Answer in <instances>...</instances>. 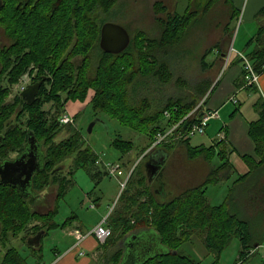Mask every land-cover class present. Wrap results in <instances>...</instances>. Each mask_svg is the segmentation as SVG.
Here are the masks:
<instances>
[{
  "label": "trees",
  "instance_id": "16d2710c",
  "mask_svg": "<svg viewBox=\"0 0 264 264\" xmlns=\"http://www.w3.org/2000/svg\"><path fill=\"white\" fill-rule=\"evenodd\" d=\"M8 1L11 0L0 2V34L9 44L0 50V161L11 153L22 152L27 135L31 133L42 149L43 145L49 147L42 152L43 168L33 176L31 191L38 194L53 184L57 186V191L52 209L41 214L33 210L34 202L24 199L17 188L0 183V247L4 252L1 264L22 263L20 253L15 248L7 247L10 238L20 237L21 242L34 251L26 245L29 237L42 231L45 236L60 227L55 222L58 204L77 170H83L94 184L99 183L103 175V170L95 166L99 157L86 145L79 130L72 128L73 132L66 140L52 143L64 115L63 106L68 101H83L90 90L94 91L90 102L93 115H106L133 132L148 135L150 130L153 135L148 149L157 135L177 126L168 141L148 153L146 147L139 154L140 161L134 166L118 198L121 209L115 217L110 214L107 218L110 237L99 246L100 260L106 257L101 264H119L122 256L119 242L125 236L148 229L159 236L160 243L169 252L143 264H198L183 254L181 249L191 243L194 237L200 236L205 251L215 260L231 239L236 238L240 251L235 264H245L252 256L251 251L264 245L263 236L251 234L249 221L243 219L258 199H255V193L258 190L264 192V187L259 186L258 182L264 169L263 99L255 103L258 119L249 124L248 130V136L255 146L256 159L242 157L248 173L232 183L224 204L214 207L209 204L205 192L208 186L227 182L234 176L235 172L229 163L230 146L223 140L208 148H192L189 145L190 138L186 137L191 127L198 124L200 114L193 118L187 116L208 93L212 82L202 81L193 87L187 81H180L188 91V96L169 97L159 105H154L147 96L141 95L148 81L161 86L171 82L172 51L181 40V27L192 14L188 13L186 18L168 14L166 20L157 19L162 30L158 40H144V47H139L130 39L125 51L110 55L99 48L100 29L118 0H31L28 5L22 2L18 7V1L15 0L16 4L11 1L10 13L4 16ZM155 7L156 13L164 11L162 6H159L160 10L157 5ZM233 12L232 18L235 15ZM254 20L257 30L247 42L243 55L254 71L259 73L264 65V10L259 11ZM216 48L221 52L220 46ZM66 54L67 59L59 66ZM72 59H77L78 63L73 64ZM237 61L241 63L239 58ZM31 66L36 70L34 80L45 78L46 82L35 103L27 106L18 96L7 101L11 95L10 89ZM212 67L213 63L206 65L204 59L201 61L203 70ZM242 82L243 76L237 85ZM48 103L53 104L54 116L42 108ZM204 109L205 100L200 112ZM166 113L168 119L164 117ZM62 126L70 128V124ZM41 136L44 144L40 142ZM111 143L121 157L135 148L134 142L123 140L120 135L115 136ZM175 145H178L177 149ZM180 149H184L188 161H203L207 172L196 185L173 188L166 181V166L171 155ZM159 151L168 156L162 168L164 172L160 179L149 182L144 164ZM215 157L220 162L217 166L212 164ZM66 161L69 164L72 161L74 167L68 181L66 176L60 177L68 167L65 166ZM141 163L143 170L138 167ZM167 191L178 193L166 201H159L166 196ZM240 203L241 209L237 214L235 209L238 210ZM240 215L244 217L241 219Z\"/></svg>",
  "mask_w": 264,
  "mask_h": 264
},
{
  "label": "rangeland",
  "instance_id": "374dc122",
  "mask_svg": "<svg viewBox=\"0 0 264 264\" xmlns=\"http://www.w3.org/2000/svg\"><path fill=\"white\" fill-rule=\"evenodd\" d=\"M11 1L14 2L15 0ZM11 1H8V8L3 13L4 16L10 13ZM155 5L158 6L157 9L159 10V6L164 7V11L156 13ZM233 7V3L230 0H118L111 10L110 15L104 21L105 24L110 23L123 28L128 32L135 46L144 47V40H158L160 38L162 30L157 19L166 20L168 14L178 17L185 16L184 18H186L188 13L192 14L190 19L185 22V25L181 27V40L172 51L173 78L171 82L161 86L154 81H148L146 87L141 90L142 97L147 96L154 105H159L169 97L178 95L188 96V91L183 88L184 84L180 81H187L194 87L199 82L207 80L213 81L223 76L227 70V64L226 68H223V70L221 68L220 73H216L213 77L212 68L203 70L201 68V61L204 59L206 65H211L217 53L216 47L220 46L223 50L221 52L227 53L230 51V43L233 45L237 39L236 45H238L241 42L244 32L248 31V29L244 31V27L249 28L250 25H242V16L240 13L233 18L232 22H229L232 14L231 9H234ZM215 62L216 60L213 62V66ZM147 69H150V67ZM19 89L13 86L10 89V96L17 93ZM93 94L94 91L90 90L83 101H68L63 106L64 114L74 119V125L70 124L69 128L68 126L63 127L59 124L52 139V143L58 144L62 140H66L72 134V130L76 128L82 135L86 145L90 146L99 157L98 163H95L97 168L103 170V175L99 183L97 185L94 184L83 170H77L73 175L72 183L69 184L63 197L59 201L58 212L55 216V222L62 223L72 215H76L83 221L85 230H91L95 227L101 215H106L109 210L111 211L112 207L111 216L115 217L119 213L121 204L118 198L122 192L119 182L123 183L129 168L132 170L139 163V154L150 144L153 135L150 134V130L148 131V135L133 132L119 125L118 121L109 119L108 116L101 113L95 117L90 104ZM237 101L242 102L243 100L240 98ZM245 102L246 110H251L253 103L249 105L247 99H245ZM42 108L45 112H50V116H54L53 104H44ZM95 119H100L102 124L97 123L93 127L92 133L88 135L86 130L89 124ZM163 120H161L162 124L165 121ZM206 133L207 131L203 135L192 136L189 142L190 146L195 148L199 146L208 147L211 144V140ZM117 135H120L123 140H129L135 144V148L122 157L111 143L112 139ZM42 137L40 138V142L44 144ZM176 147L178 145H175ZM48 148L47 145H43L42 151L44 152ZM202 162L201 160L188 161L184 149L177 150V152L171 155L167 163L166 181L173 188L198 184L207 172V169L205 170L204 167L205 164ZM215 163L216 159L212 160V164L214 165ZM67 165V169L60 174V177L66 176V180L68 181L70 180V171L72 172L74 167L72 161L71 164L66 161L65 166ZM116 167L119 168L118 171L123 172V176L119 177L118 180L114 177H109L108 174V171ZM138 167L143 170L142 163ZM258 182L259 186L264 187V169L262 170V177H260ZM184 184L187 185L184 186ZM231 187V180L208 186L205 195L209 204L214 207L222 206ZM46 191L45 207L42 210L35 208L41 214H45L52 209L57 186L53 184ZM177 193L175 192L174 194L171 191H167L166 196L160 198L159 201H166ZM254 197L258 199L254 202L253 207L248 210L247 216L243 218L244 216L240 215L241 217H239L249 221L251 234L261 235L264 239V234L262 235L264 229L262 228L264 226V192L258 190ZM91 203L95 204L96 207L90 208ZM240 205L242 203L239 204L238 210L235 209L237 214L240 212ZM100 207L101 209H99ZM261 216H263L262 219L260 218ZM32 223L34 224L35 222ZM55 236L49 235L48 238L45 239L43 237L41 239V256H38L36 251L28 249L25 243L21 242L20 237L10 238L7 242V247L15 248L24 260H26V264H33V260H37L38 257L42 259V253L43 256L48 258L50 255L48 250L49 247L52 248ZM116 236L117 234L114 235V238ZM262 243L264 244V240ZM155 251L156 253H166L168 249L162 244L157 243L155 245ZM239 251V241L236 238H232L229 245L220 253L218 259L215 260L212 255L207 254L205 251L202 236L194 237L191 243H187L181 249L183 254L198 264H235ZM252 252V256L245 264H264V245L257 247L255 252ZM105 258L103 257V260H100V264L103 263ZM2 261L0 260V264Z\"/></svg>",
  "mask_w": 264,
  "mask_h": 264
},
{
  "label": "crops",
  "instance_id": "0c3cea01",
  "mask_svg": "<svg viewBox=\"0 0 264 264\" xmlns=\"http://www.w3.org/2000/svg\"><path fill=\"white\" fill-rule=\"evenodd\" d=\"M230 1L233 3V8L235 9H231L232 12H235L233 18L240 13L242 16V25L250 26L249 28L244 27V31L246 29H248V31L244 32L241 42H239L238 45H236L237 39L233 45L230 43V51L227 53H219L217 50L214 60L211 62L212 64L216 60L211 69L212 76L214 77L216 73H220L221 68L222 70L223 68H226V64L227 70L220 79L217 78L216 80L214 79L211 81V88L205 95L204 99L205 108L217 111L218 113V119L210 120L205 128V131H207L206 134L211 140V144L208 147L223 140L230 146L231 150H229L231 153L229 154V163L235 172L234 176L231 178L233 183L238 177L244 176L248 173V168L243 162L242 157L249 156L256 159L254 153L255 146L248 136V130L249 124L258 119V114L255 110V103L260 98L264 101V74L259 78L257 87H245L243 82L242 84L237 85L239 80H241L242 71L241 63L237 61L236 56L238 54H245L247 42L255 35L257 23L254 18L259 11L264 10V0ZM232 16L233 15L231 14L229 22H232ZM240 98H242V102L237 101ZM245 99H247L249 105L253 103L251 110H246ZM233 101H235L236 104H234ZM214 159H216L214 166L219 165L220 162L218 159L216 157ZM256 162H258V160H256ZM130 172L131 170L129 168L126 177ZM163 172L162 169L160 172L161 176ZM118 178L116 179L118 180ZM120 183L121 182H119V185ZM90 206L94 208L96 207L95 204L92 203ZM99 209H101V207ZM112 209L111 211L109 210L106 215H101V218L96 225H98L101 220L108 217L111 214ZM57 224L60 225L59 228L54 231L52 230L43 236L46 239L49 235H56L52 248L49 247L48 250L50 255L46 258L42 253V259L38 257L37 260H33V264H99V255L101 253L100 245L93 236H87L94 227L91 230H85L83 227V221L76 215H72L64 222ZM75 232H80L84 236L79 245H77ZM34 251L38 253V256H41V248ZM21 258L23 259L21 264H26V260H24L22 256Z\"/></svg>",
  "mask_w": 264,
  "mask_h": 264
},
{
  "label": "water",
  "instance_id": "95a60500",
  "mask_svg": "<svg viewBox=\"0 0 264 264\" xmlns=\"http://www.w3.org/2000/svg\"><path fill=\"white\" fill-rule=\"evenodd\" d=\"M1 2V0H0ZM1 5V4H0ZM130 43V37L127 31L119 26L110 23L104 24L100 29L99 48L102 52L110 55H118L125 51ZM44 82L42 79L33 85L28 86L20 93V97L28 106L32 105L39 89ZM102 124L100 119L93 120L86 133L90 135L93 127L97 124ZM28 159L25 161L26 155H22L14 162H4L0 165V183L7 184L19 190V193L24 199H29L30 203L35 202L36 199L41 198L46 192L43 191L34 194L31 191V182L33 176L43 168V151L40 144L35 138L30 135L28 137ZM231 153L228 150V155ZM36 154V156H35ZM167 154L162 151L152 154L144 164V171L149 182L161 176V170L166 160ZM44 232H39L36 235L27 239V246L38 250L41 248V239ZM155 241V242H154ZM160 243L159 236L153 230H143L125 236L120 242L119 247L122 249V256L119 264H143L145 261L156 257L158 255H166V253H156L155 245ZM257 247H255L256 249Z\"/></svg>",
  "mask_w": 264,
  "mask_h": 264
},
{
  "label": "built area",
  "instance_id": "2783aa9c",
  "mask_svg": "<svg viewBox=\"0 0 264 264\" xmlns=\"http://www.w3.org/2000/svg\"><path fill=\"white\" fill-rule=\"evenodd\" d=\"M237 58L240 59L241 61V66H242V72H243V82L245 87H257L259 78L261 77L262 74H264V65L261 67L260 72L257 73L254 71L253 66L249 62V60L243 55V54H238L236 56ZM205 99H202L196 107L193 109V111L187 116V118H193L197 117L198 114L200 116L198 117V124H194L191 129L187 132L186 137L191 138L194 135H203L205 132V128L207 126V123L210 120L213 119H218V113L217 111L214 110H206L204 109L203 111L200 112L202 108V104ZM234 104H236L235 101H233ZM166 119L169 118V115L166 113L164 115ZM60 124L62 125H67V124H73V119H71L67 114H64L61 119H60ZM177 126H174L170 128L168 131H166L164 134H159L156 137L155 142L147 150V153L152 151L155 147L159 146L160 144L168 141V139L173 135V130L176 129ZM119 168H112L110 171H108V174L110 177L118 178L123 176L121 171H118ZM132 172V170H131ZM131 172L128 174L126 177L125 181L123 183H120V187L123 188L126 185V182L131 174ZM90 208H93L90 206ZM107 218L103 219L97 226H95L88 234L87 236H93L95 240L98 242L99 245L104 244L108 238L110 237V230L107 228ZM75 238L77 240V245L80 244L84 236L80 232H75ZM257 249V248H256ZM255 249V250H256ZM255 250H253L255 252ZM251 255L253 252L251 251ZM264 257V254H263Z\"/></svg>",
  "mask_w": 264,
  "mask_h": 264
},
{
  "label": "flooded vegetation",
  "instance_id": "af4514ba",
  "mask_svg": "<svg viewBox=\"0 0 264 264\" xmlns=\"http://www.w3.org/2000/svg\"><path fill=\"white\" fill-rule=\"evenodd\" d=\"M4 1H5V0H4ZM17 1H18V4H17V7H18V6H20V5L22 4V2H23V3H27V5H28L29 2H30L31 0H17ZM34 1H36V0H34ZM0 4H1V3H0ZM23 7H26V6H23ZM7 46H9L8 42H7L6 39L3 37V35L0 34V50L6 48ZM67 57H68V55L66 54V55L64 56V58L59 62V66H61V64L63 63L64 59L66 60ZM71 62H72L73 64H77V63H78L77 59H72ZM31 72H32V73H31ZM35 72H36V70H34L32 66L29 67L27 73H26L25 75H23V76L19 79V81H18V83H17L16 85H14V86L17 87V88H20L19 91H18L17 93H15L14 95L9 96V98H8L9 100H7V101L10 102V101L13 99L14 96H18V97L20 98V100L22 101V99H21V97H20V93H21L23 90H25L28 86L33 85V84H35L36 82H39V81H41L42 79H44V82L42 83V85H41V87H40V89H39V92H40V90L42 89V87L44 86V84H46V82H45V78H41V80H34V78L36 77ZM29 73H31V74H29ZM39 92H38V94H39ZM38 94H37L36 97H35V101L37 100ZM63 98H64V95L61 96V99H63ZM35 101H34V103H35ZM22 102H23V101H22ZM23 103H24V102H23ZM24 104L27 105L26 103H24ZM27 106H28V105H27ZM30 106H31V105H30ZM30 135H31V133H29V134L27 135L26 144H25V147L23 148V151L20 152V153H11L6 159L0 161V165L3 164V163L6 162V161H8V162H14V161H16L18 158H20L22 155H26V157H25V161H26V160L28 159L27 155L29 154V153L27 152V151H28V147H29L27 141H28V137H29ZM37 145H38V143L35 144V146H37ZM35 156H36V154H35ZM160 177H161V176H158L157 179H160ZM45 192H47V191L45 190ZM46 196H47V193H45L44 198L41 197V198H38V199L35 200V202L33 203V210H36L35 208H38V209H41V210H42V208L45 207V206H44V201H45V197H46ZM0 248H1V247H0ZM3 254H4V252H3L2 248H1V249H0V260H1L2 257H3Z\"/></svg>",
  "mask_w": 264,
  "mask_h": 264
}]
</instances>
